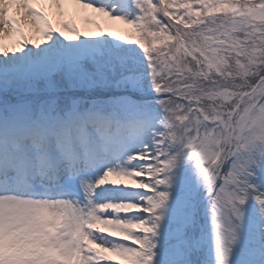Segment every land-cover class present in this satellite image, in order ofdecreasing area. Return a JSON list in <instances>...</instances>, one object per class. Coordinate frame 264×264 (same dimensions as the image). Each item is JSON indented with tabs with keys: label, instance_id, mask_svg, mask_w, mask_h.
<instances>
[{
	"label": "snow or ice",
	"instance_id": "1",
	"mask_svg": "<svg viewBox=\"0 0 264 264\" xmlns=\"http://www.w3.org/2000/svg\"><path fill=\"white\" fill-rule=\"evenodd\" d=\"M0 264H264V0H0Z\"/></svg>",
	"mask_w": 264,
	"mask_h": 264
},
{
	"label": "rangeland",
	"instance_id": "2",
	"mask_svg": "<svg viewBox=\"0 0 264 264\" xmlns=\"http://www.w3.org/2000/svg\"><path fill=\"white\" fill-rule=\"evenodd\" d=\"M98 22H100L102 26H104V25H106V24L109 23L108 21L103 20V19H101V20L98 21ZM84 27H85V25H84ZM87 27H88L89 29H91V31H94V29L92 28V26H87Z\"/></svg>",
	"mask_w": 264,
	"mask_h": 264
},
{
	"label": "bare ground",
	"instance_id": "3",
	"mask_svg": "<svg viewBox=\"0 0 264 264\" xmlns=\"http://www.w3.org/2000/svg\"><path fill=\"white\" fill-rule=\"evenodd\" d=\"M109 23L108 24H111V22L110 21H108ZM54 23H55V21H54ZM77 26L78 27H80V28H84V25H83V23L81 22V20H79V19H77ZM89 30H91V29H89Z\"/></svg>",
	"mask_w": 264,
	"mask_h": 264
}]
</instances>
